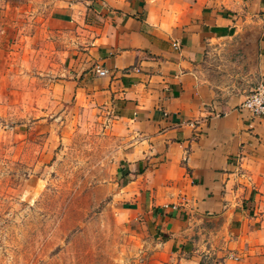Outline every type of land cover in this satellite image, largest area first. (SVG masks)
I'll list each match as a JSON object with an SVG mask.
<instances>
[{
    "label": "crops",
    "instance_id": "0c3cea01",
    "mask_svg": "<svg viewBox=\"0 0 264 264\" xmlns=\"http://www.w3.org/2000/svg\"><path fill=\"white\" fill-rule=\"evenodd\" d=\"M38 2V19L93 17L68 83L119 139L113 200L147 216L161 264H264V116L241 107L264 78V0ZM30 6L0 0L3 32Z\"/></svg>",
    "mask_w": 264,
    "mask_h": 264
},
{
    "label": "rangeland",
    "instance_id": "374dc122",
    "mask_svg": "<svg viewBox=\"0 0 264 264\" xmlns=\"http://www.w3.org/2000/svg\"><path fill=\"white\" fill-rule=\"evenodd\" d=\"M38 1L0 22V264H161L147 216L113 200L119 139L68 83L94 58L93 17L38 19Z\"/></svg>",
    "mask_w": 264,
    "mask_h": 264
},
{
    "label": "built area",
    "instance_id": "2783aa9c",
    "mask_svg": "<svg viewBox=\"0 0 264 264\" xmlns=\"http://www.w3.org/2000/svg\"><path fill=\"white\" fill-rule=\"evenodd\" d=\"M98 72L103 75L106 70L99 69ZM241 107L249 110L254 116H264V78L246 95Z\"/></svg>",
    "mask_w": 264,
    "mask_h": 264
}]
</instances>
